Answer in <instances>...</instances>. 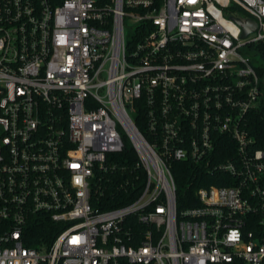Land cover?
Masks as SVG:
<instances>
[{
	"label": "built area",
	"instance_id": "obj_1",
	"mask_svg": "<svg viewBox=\"0 0 264 264\" xmlns=\"http://www.w3.org/2000/svg\"><path fill=\"white\" fill-rule=\"evenodd\" d=\"M244 48L264 62V0H0V264H264V65ZM126 142L143 188L97 209ZM175 162L224 186L180 210Z\"/></svg>",
	"mask_w": 264,
	"mask_h": 264
},
{
	"label": "trees",
	"instance_id": "obj_2",
	"mask_svg": "<svg viewBox=\"0 0 264 264\" xmlns=\"http://www.w3.org/2000/svg\"><path fill=\"white\" fill-rule=\"evenodd\" d=\"M262 57L264 59V55ZM136 122L138 127L144 130L141 113L136 115ZM112 158L116 160L117 166L121 168V171H117L114 175L110 173L99 176L92 192V205L103 211L133 202L144 185V172L141 168H138L136 153L128 142L125 143L123 152L114 155ZM172 169L177 184L178 207L180 210L195 208L200 205L197 197V192L200 188L211 185L224 186L215 179V176L212 177L200 171L198 167L188 162H175L172 165ZM126 181L130 185L128 190H117V184ZM133 186L136 189H133ZM131 225L132 234L142 238L144 226L135 220H132ZM37 226L47 227V233L52 230V223L49 221L42 224L36 223ZM54 236L51 235V237L47 238V244L52 243ZM35 240L36 238H33L32 245L37 243Z\"/></svg>",
	"mask_w": 264,
	"mask_h": 264
},
{
	"label": "rangeland",
	"instance_id": "obj_3",
	"mask_svg": "<svg viewBox=\"0 0 264 264\" xmlns=\"http://www.w3.org/2000/svg\"><path fill=\"white\" fill-rule=\"evenodd\" d=\"M245 16H247L246 13H244ZM132 32V31H131ZM243 54L249 58H251L253 64L256 66V67H261L264 65V62L261 58V56L258 54L257 51H253V50H250L249 48H244L243 49Z\"/></svg>",
	"mask_w": 264,
	"mask_h": 264
},
{
	"label": "water",
	"instance_id": "obj_4",
	"mask_svg": "<svg viewBox=\"0 0 264 264\" xmlns=\"http://www.w3.org/2000/svg\"><path fill=\"white\" fill-rule=\"evenodd\" d=\"M244 27V37L256 29V22L254 20H247L246 22L238 21Z\"/></svg>",
	"mask_w": 264,
	"mask_h": 264
}]
</instances>
